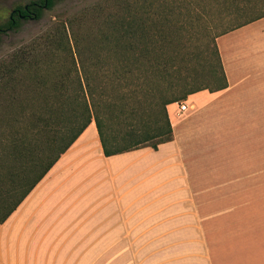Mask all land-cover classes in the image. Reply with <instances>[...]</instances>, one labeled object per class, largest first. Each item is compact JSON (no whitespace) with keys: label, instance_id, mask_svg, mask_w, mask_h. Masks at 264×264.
<instances>
[{"label":"crops","instance_id":"crops-1","mask_svg":"<svg viewBox=\"0 0 264 264\" xmlns=\"http://www.w3.org/2000/svg\"><path fill=\"white\" fill-rule=\"evenodd\" d=\"M216 43L228 87L195 94L183 119L169 105L174 140L158 150L106 157L91 123L1 225L0 264H63L73 253L117 254L121 264L126 255L134 264H217L208 227L218 213L208 207L223 205L221 178L233 172L225 167L255 155L232 127L245 122L240 111L264 109V17Z\"/></svg>","mask_w":264,"mask_h":264},{"label":"rangeland","instance_id":"rangeland-1","mask_svg":"<svg viewBox=\"0 0 264 264\" xmlns=\"http://www.w3.org/2000/svg\"><path fill=\"white\" fill-rule=\"evenodd\" d=\"M33 1L0 0V24L8 22L16 7ZM127 4L134 7L136 15L145 20L146 25L151 28L163 25L165 34L176 37L172 50L179 54L178 66L183 78L188 79L183 89H215L221 85L220 74L210 73L217 66L215 38L230 27L221 13L219 0H58L54 8L46 10L42 19L3 35L0 66L10 64L16 54L26 56L40 52L52 41L71 46L73 56L63 53L52 65L44 57H39L40 66L7 72L4 79L0 78V143L9 142L17 129L24 132L29 110L40 107L41 96L54 86L57 78L72 80L74 60L80 64L83 73L88 71L104 77L111 111L107 110L109 122L114 130H123L126 124L143 118V111L139 118L134 116L124 101L114 107L115 98L124 91L117 85L119 80L113 77L115 72L119 75L115 70L121 55L101 53L103 35L109 30V17L119 14ZM151 39L160 40V37L151 36ZM102 59L105 65L100 68L98 64ZM154 88L156 91L166 90L163 83ZM195 94L186 100L188 105L195 102ZM152 100L155 109L148 112L147 117L162 122V97L157 95ZM176 109L177 106L171 104L170 114ZM239 118L256 123L245 125L241 122L232 127L237 137L251 139L247 147L253 149L255 155L225 167L233 172H225L221 178L225 183L223 205L208 207L209 214L218 213L217 218L209 222V239L217 264H264V109L242 110ZM16 120L19 123L15 127ZM126 157V163L133 162V156ZM110 258L111 264H121L120 255L104 253L64 254L63 264H105ZM134 258L135 255H126L122 264H134Z\"/></svg>","mask_w":264,"mask_h":264},{"label":"trees","instance_id":"trees-1","mask_svg":"<svg viewBox=\"0 0 264 264\" xmlns=\"http://www.w3.org/2000/svg\"><path fill=\"white\" fill-rule=\"evenodd\" d=\"M57 1L35 0L16 7L8 22L0 24V45L6 32L20 30L25 24L42 19L46 10L54 8ZM219 4L224 20L230 27L215 38L217 66L210 73L220 74L221 80V85L215 89H183L188 79L183 78L178 66L179 54L172 50L176 37L165 34L163 25L149 27L129 4L119 14L109 17V30L103 35L101 53L121 55L115 70L119 75L115 72L113 77L119 80L117 85L124 90L115 98L114 107H119L118 102L124 101L134 116L139 118L143 111V118L126 124L123 130H114L109 122L108 113L111 111L106 99L107 83L104 77L88 71L83 73L80 64L74 60L75 74L72 80L68 77L57 78L54 86L41 96L40 107L29 110L24 132L17 129L9 142L0 143V227L91 123H96L106 157L143 148L158 150L161 144L174 140L167 111L169 105L186 101L197 92L209 90L215 93L228 87L216 39L264 17V0H219ZM156 35L160 40L151 39ZM63 53L73 56L72 47L61 41H52L33 55L16 54L10 64L0 66V78L4 79L7 72L10 74L25 67L40 66L39 57H44L52 65ZM99 63L100 68L105 65L103 59ZM83 68L86 69L85 65ZM162 83L166 90L156 91L154 86ZM157 95L162 97V122L151 121L147 117L148 112L155 109L152 98ZM18 123L16 120L15 127Z\"/></svg>","mask_w":264,"mask_h":264},{"label":"built area","instance_id":"built-area-1","mask_svg":"<svg viewBox=\"0 0 264 264\" xmlns=\"http://www.w3.org/2000/svg\"><path fill=\"white\" fill-rule=\"evenodd\" d=\"M176 104L178 106V115L180 117L189 111V105L185 101L177 102Z\"/></svg>","mask_w":264,"mask_h":264}]
</instances>
